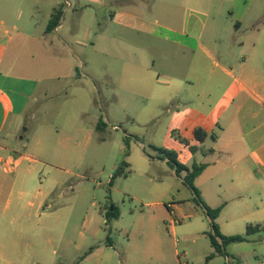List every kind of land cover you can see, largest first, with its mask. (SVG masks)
<instances>
[{"label":"rangeland","instance_id":"rangeland-1","mask_svg":"<svg viewBox=\"0 0 264 264\" xmlns=\"http://www.w3.org/2000/svg\"><path fill=\"white\" fill-rule=\"evenodd\" d=\"M128 1H137L132 11L144 24H130L122 7ZM239 1L0 0V79L5 73L28 75L37 84L19 117L5 113L11 100L14 109L20 106L19 96L5 91L0 98L5 115L0 144L9 148L0 149V178L16 183L5 213L12 214L20 188L25 198L48 190L51 200L50 208L44 203L40 209L51 217L32 212L31 225L21 231L17 217L11 223L5 215L0 218V243L17 264H161L175 253L188 264L203 259L210 246L202 233L209 230L208 218L182 182L184 171L177 175L156 157L153 146L175 151L187 167L210 163L194 184L214 192L211 178L222 165H214L215 159L228 161L244 151L206 153L216 148L212 139L199 143L193 137V128L205 121L202 102H212L231 81L216 63L231 66L223 57L226 37L245 41L258 36L264 53V0H250L249 14L258 17L252 26L237 27L230 11ZM60 4V28L45 32ZM213 16L219 27L203 36L204 50L165 38V27L184 29L189 20L198 19L209 29ZM39 42L50 52L42 51ZM260 60L264 65V55ZM248 105L247 132L257 124L251 112L260 108L252 101ZM99 121L104 123L96 128ZM236 121L228 128L236 130ZM122 161L128 164L125 173L111 178ZM221 176L220 192L228 180ZM108 201L119 215L106 223ZM171 203H179V210L169 219L163 210ZM191 231L198 232L194 240ZM242 246L245 261H264L261 244L255 250Z\"/></svg>","mask_w":264,"mask_h":264},{"label":"crops","instance_id":"crops-1","mask_svg":"<svg viewBox=\"0 0 264 264\" xmlns=\"http://www.w3.org/2000/svg\"><path fill=\"white\" fill-rule=\"evenodd\" d=\"M66 1L67 0H65V3L67 4ZM166 1L168 2L169 0ZM136 6L137 1H128L122 4V7L128 10L125 14L130 24L134 21H138L139 24H144L145 20L142 17L134 15L132 11ZM249 9L250 0H240L237 5L235 4L234 9L230 11L231 18L235 21L237 27L243 24L252 26V19L255 18V16L258 17V14L252 17L249 14ZM202 11L201 13L208 16L205 10ZM60 26L61 21L53 30L58 31ZM218 27L219 23L215 16L212 17L209 29L204 26L203 22L199 24L198 19L193 21L189 20L186 22L184 29L165 27V38L172 40L174 43L184 48H202L204 50V43L202 42L203 36L206 33L208 34L210 30H217ZM149 31L153 33L155 32V28L152 27ZM225 40L227 42L223 57H225L226 61L229 62L231 66L226 67V62L222 61L216 63L220 67L222 73L231 77V81L222 88L218 97L212 102H202V106L206 113L205 121L201 125L196 126L203 127L208 132L207 137H210V133L214 136L210 138L215 143L216 148L210 146L206 153H221L226 150H228V152H233L241 149H244V151H241L242 153L239 157H234L228 161H222L218 157L213 162L214 165L216 163H222V165L218 166L219 170L216 175L211 178L216 184L218 191L216 190V192H214L208 187L204 188L198 186L197 188L208 206L212 208L220 206V211L215 218V223L221 234L234 235L244 233L248 224H259L261 227L258 231L247 235V238L243 241L228 243L225 248L229 254L227 256L214 254L206 258L208 254L213 252V248L210 245L205 249V255L198 264H251V261H245L244 259V251L246 249L244 250V246L242 245H245L248 249L250 248L249 246H251V248L255 250L256 246L261 244L264 248V93H262L264 89V65L260 60V57H262L264 53L259 50L258 36L255 40L248 38L245 41H239L232 35V37H226ZM38 45L42 51L50 52V49L45 47L43 43L39 42ZM2 54L3 50L0 52V62ZM234 69L237 75H234ZM1 77L0 98L3 92L9 91L13 94H17L19 99H21L20 106L17 109L13 108L15 99L11 100L5 113L8 112L9 114L19 117L25 111L26 105L36 90V80L28 75H9V73H5L1 75ZM10 80L16 81L17 85H8L5 87L4 84ZM233 86L236 88L234 93L231 91ZM230 92H232V94H230ZM251 101L257 103L260 108L258 111L251 112L250 118L255 120L257 124L252 130L247 132L244 131V125L246 122V113H248L249 110L248 104ZM177 105L180 106V103L178 102ZM181 106H184L182 102ZM236 117L237 121L235 126L237 129H229L230 123L233 122ZM4 120L5 115L0 111V132L4 126ZM227 128L229 129L228 131ZM248 136H251V139H248ZM0 149L7 150L9 148L0 144ZM209 149L213 150L208 151ZM2 159L3 158L0 157V160ZM209 165L210 163H207L202 171ZM220 175H222L221 178L228 179L225 181L224 188L226 191L224 190L222 192L219 191V189L222 188L220 179L218 178ZM14 181L15 179L11 181V183H8L6 179L0 178V218L5 215L9 223H11L14 218L17 217L19 223L16 227L20 231L23 230V227H29L31 225L30 220L32 212H34V215L38 218L40 214H42L46 219H49L51 216H49L48 212L40 213L43 204H49L51 202L48 197V190L44 191L42 189H37L36 192L28 198L24 197V190L22 188L18 189V201L15 202L14 207L11 209L12 214L5 213L10 206L9 197L16 184ZM178 205L179 203L167 205L166 209L163 210L164 215L169 219L176 216L179 210ZM173 221H176V219H173ZM36 225L39 226V222H37ZM7 228H9V226ZM172 228H174V226H172ZM205 232L207 231H203L202 233L206 236ZM159 234L158 232L157 236H160ZM189 234V238L192 240L198 237L197 231H191ZM107 241V243L111 245V242H109V240ZM238 247L240 249H238ZM14 253H16V251L12 249L11 254ZM182 253L185 255L186 251H182ZM4 255L6 257H4ZM217 257H223V261L219 262ZM253 257L254 259H258V257ZM2 261L6 264H17V261H14L8 253H5V244L3 242L0 243V263ZM22 264H25V261H22ZM161 264H188V260L185 259L181 261L177 253H175L173 259L162 262ZM256 264H264V261L260 260Z\"/></svg>","mask_w":264,"mask_h":264},{"label":"trees","instance_id":"trees-1","mask_svg":"<svg viewBox=\"0 0 264 264\" xmlns=\"http://www.w3.org/2000/svg\"><path fill=\"white\" fill-rule=\"evenodd\" d=\"M63 13V5L60 4L54 7L53 11L51 12L49 19L46 24V31H51L54 29L60 22L61 15ZM103 124V121H99L96 123V128L99 125ZM208 135V132L201 126H196L193 129V137L197 142H202ZM210 137H214L212 133L209 134ZM185 144L188 145L186 140H183ZM153 148L156 150L157 154L156 157L161 160H165L174 168V172L179 175L180 172L184 171V175L182 176V182L189 188L190 192L192 193V198L199 205L204 213V215L209 220L210 230L205 232L206 236L208 237L209 243L213 248V252L208 254L206 258L213 256L214 254H220L227 256L229 255L226 251V246L230 242L234 241H243L247 238V235L258 231L260 229L259 224H248L244 233L234 234V235H224L219 232L218 226L215 223V218L220 211V206L217 207H210L208 206L204 200L201 198L199 189L194 184V179L201 173V171L205 168L206 163H192L189 167L185 166L184 164L180 163L177 160V154L175 151L162 148V147H155ZM189 149L195 151L196 146H190ZM213 149H209L208 151H212ZM128 164L125 161L119 163V165L113 170L111 178L118 174H124V168L127 167ZM111 182V180H110ZM104 209V216L105 222H109L111 218H117L119 215L118 207L112 202L108 201L103 206ZM75 264V263H72Z\"/></svg>","mask_w":264,"mask_h":264},{"label":"built area","instance_id":"built-area-1","mask_svg":"<svg viewBox=\"0 0 264 264\" xmlns=\"http://www.w3.org/2000/svg\"><path fill=\"white\" fill-rule=\"evenodd\" d=\"M50 207H51L50 204H47V205H46V209H48V208H50Z\"/></svg>","mask_w":264,"mask_h":264}]
</instances>
